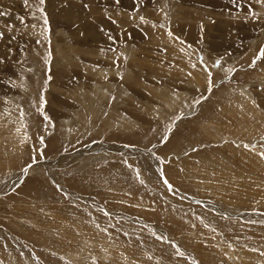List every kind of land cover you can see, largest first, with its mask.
Segmentation results:
<instances>
[{
  "label": "rangeland",
  "instance_id": "1",
  "mask_svg": "<svg viewBox=\"0 0 264 264\" xmlns=\"http://www.w3.org/2000/svg\"><path fill=\"white\" fill-rule=\"evenodd\" d=\"M262 48L264 0H0V264H264Z\"/></svg>",
  "mask_w": 264,
  "mask_h": 264
},
{
  "label": "snow or ice",
  "instance_id": "2",
  "mask_svg": "<svg viewBox=\"0 0 264 264\" xmlns=\"http://www.w3.org/2000/svg\"><path fill=\"white\" fill-rule=\"evenodd\" d=\"M25 3H27V0H25ZM41 3H43V0H41ZM45 24H47V20L46 19H45ZM262 56H264V48H262L260 50V54L256 57V59H260ZM41 101L43 102V97H41ZM169 187H171V186L169 185Z\"/></svg>",
  "mask_w": 264,
  "mask_h": 264
}]
</instances>
